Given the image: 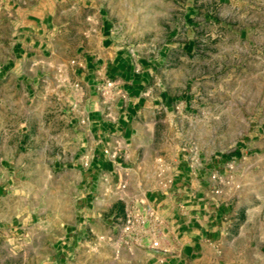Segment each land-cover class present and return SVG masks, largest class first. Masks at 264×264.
<instances>
[{
	"label": "crops",
	"instance_id": "0c3cea01",
	"mask_svg": "<svg viewBox=\"0 0 264 264\" xmlns=\"http://www.w3.org/2000/svg\"><path fill=\"white\" fill-rule=\"evenodd\" d=\"M35 1L0 0L13 27L10 34L0 35V91L17 106L34 103L38 75L63 68L54 57L55 50L61 52V36L49 28L48 17H54L51 10L60 9L65 0L54 5L40 0V17ZM80 2L82 32L85 35L87 25V33L97 36L98 43L74 69L73 83L84 89L83 113L59 116L61 137H70L74 121L82 140L70 210L51 221L45 246L39 243L17 254L14 242L2 241L0 248L13 254L0 255V264H264V226H250L249 210L217 193L222 189L218 174L228 156H199L195 162L179 156L168 184L150 189L147 142L138 141L155 135L156 122L192 108L189 92L199 80L195 71L204 59L240 56L242 50L246 57H262L264 0H193L182 28L156 55L141 58L123 49L113 51L111 21L100 6ZM234 50L239 53L232 54ZM60 57L71 65L78 59ZM108 82L113 87H107ZM97 88L105 89L108 97ZM50 102L47 97L43 101ZM23 126L19 114L12 133L0 128V199L7 182V139L14 137L13 151L21 153ZM243 151L239 144L232 159ZM149 210L158 223L149 220L125 233L128 215H146ZM0 234L6 230L0 228Z\"/></svg>",
	"mask_w": 264,
	"mask_h": 264
},
{
	"label": "rangeland",
	"instance_id": "374dc122",
	"mask_svg": "<svg viewBox=\"0 0 264 264\" xmlns=\"http://www.w3.org/2000/svg\"><path fill=\"white\" fill-rule=\"evenodd\" d=\"M57 1L47 0L52 5ZM192 1L88 0L100 6L103 16L113 24L112 50L130 51L135 58L156 55L172 33L182 28ZM39 5L40 0H36L38 17L42 12ZM82 9L80 0H65L60 9L51 10L54 17H48L49 28L62 40L61 52L55 50L54 57L55 61L63 62V68L53 74L38 75L34 103L10 104L7 96L4 97L5 92L0 91V128L12 133L20 114L24 125L22 131L26 135L21 153L13 151L16 139L12 136L7 139V182L0 199V228L6 230V234H0V243L14 242L12 247L16 248L14 252L17 254L29 252L30 246L36 248L39 243L45 246L46 233L52 228L51 221L70 210L71 197L76 189L71 183L78 177L76 159L82 149V140L74 131L77 122L70 124L69 138L61 137L58 130L61 126L59 116L63 113L70 117L83 113L80 104L84 100V89L74 85V69L80 59L95 52L98 43L97 36L87 33V25L85 35L82 32ZM261 16L264 17V13ZM262 28L264 30V25ZM12 29L7 10L1 5L0 35L10 34ZM232 43L235 47L238 45ZM231 53L239 52L234 50ZM0 54L4 56L3 51ZM75 55L78 59L72 65L64 63L60 57ZM195 73L199 80L189 92L192 108L187 112L177 111L156 122L153 137L138 139L147 142L149 188H162L168 184L179 156L186 155L195 162L199 156L210 158L224 154L228 161L218 174L222 178V189L217 193L223 192L225 198L237 204L239 209L249 210L250 226L254 222L255 227H262L264 52L259 58L246 57L244 50L240 56L206 58ZM50 88L52 91L46 94ZM97 90L108 97L105 89ZM46 97L50 103H43ZM239 144L243 145L244 151L238 159H232ZM72 168L75 170H69ZM8 252L13 254L11 250L0 248V255ZM5 264H13V261Z\"/></svg>",
	"mask_w": 264,
	"mask_h": 264
},
{
	"label": "built area",
	"instance_id": "2783aa9c",
	"mask_svg": "<svg viewBox=\"0 0 264 264\" xmlns=\"http://www.w3.org/2000/svg\"><path fill=\"white\" fill-rule=\"evenodd\" d=\"M107 87L111 88L113 87V83L108 82L107 83ZM152 220L154 223H158L159 222V218L158 216L154 213V211L149 210L146 215H143L141 213H133L127 216L126 219V224H125V228L124 231L125 233L129 234L133 231V229L135 228V226L140 225H146V223ZM159 243L158 242H154L153 246L154 247H158Z\"/></svg>",
	"mask_w": 264,
	"mask_h": 264
}]
</instances>
